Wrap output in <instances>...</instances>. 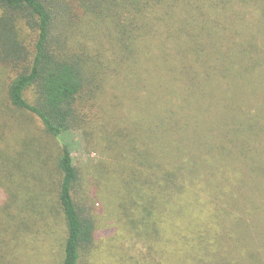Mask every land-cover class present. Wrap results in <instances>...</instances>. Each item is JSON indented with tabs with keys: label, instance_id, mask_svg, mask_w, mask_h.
<instances>
[{
	"label": "trees",
	"instance_id": "16d2710c",
	"mask_svg": "<svg viewBox=\"0 0 264 264\" xmlns=\"http://www.w3.org/2000/svg\"><path fill=\"white\" fill-rule=\"evenodd\" d=\"M7 68L0 105L62 141L80 130L122 168L101 177L124 190L156 264H264V0H0ZM112 132L129 161L113 162ZM7 155L0 188L25 204L21 153ZM56 170L62 264H86L97 229L67 142Z\"/></svg>",
	"mask_w": 264,
	"mask_h": 264
},
{
	"label": "rangeland",
	"instance_id": "374dc122",
	"mask_svg": "<svg viewBox=\"0 0 264 264\" xmlns=\"http://www.w3.org/2000/svg\"><path fill=\"white\" fill-rule=\"evenodd\" d=\"M24 38L31 46L34 32L25 30ZM17 69L0 71V84L5 86L12 76L18 74ZM34 97V91H29L28 100L34 103ZM1 104L0 156L4 159L10 157L14 162L13 157L7 154L21 153L27 202L20 204L14 199L9 202L6 195L9 191L2 188L3 192L0 188V264H62L66 225L57 204L59 174L56 167L63 141L70 144L80 173L77 202L80 208L84 207L92 214L97 229L95 246L90 256L86 257V264L161 263L160 259L157 260L156 251L149 252L150 244L141 237L139 240L135 237L134 233L138 230L131 229L134 222L130 224L129 216H133V210L125 200L124 190L116 181L101 177L107 169L120 173L122 168H107L108 156L104 158L99 152L92 151L80 130L67 132L61 129L64 134L62 141L46 133L34 116L12 111L7 108L4 99ZM48 117L52 118V114L48 113ZM14 120L17 124L13 131L6 129L7 121L11 126ZM51 120L55 121L54 118ZM20 132L23 134L20 135ZM111 134L117 147L113 162L129 161L121 142L124 134ZM12 140L17 141V151L12 150L13 143L9 144ZM125 148L127 150V145ZM11 192L16 194L15 190ZM129 195L136 202V196ZM133 238L144 244H138Z\"/></svg>",
	"mask_w": 264,
	"mask_h": 264
}]
</instances>
